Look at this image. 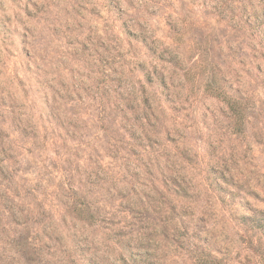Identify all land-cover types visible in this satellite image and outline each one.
Listing matches in <instances>:
<instances>
[{"label":"rangeland","instance_id":"rangeland-1","mask_svg":"<svg viewBox=\"0 0 264 264\" xmlns=\"http://www.w3.org/2000/svg\"><path fill=\"white\" fill-rule=\"evenodd\" d=\"M264 264V0H0V264Z\"/></svg>","mask_w":264,"mask_h":264},{"label":"trees","instance_id":"trees-1","mask_svg":"<svg viewBox=\"0 0 264 264\" xmlns=\"http://www.w3.org/2000/svg\"><path fill=\"white\" fill-rule=\"evenodd\" d=\"M198 264H219L218 262H217V260H210V258H206V259H204V260H202V261H199L198 262Z\"/></svg>","mask_w":264,"mask_h":264}]
</instances>
